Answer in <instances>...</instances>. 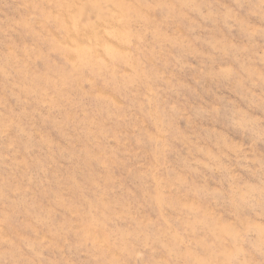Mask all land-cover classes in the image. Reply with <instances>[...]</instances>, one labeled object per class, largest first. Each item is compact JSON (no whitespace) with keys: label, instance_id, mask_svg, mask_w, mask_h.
Instances as JSON below:
<instances>
[{"label":"rangeland","instance_id":"obj_1","mask_svg":"<svg viewBox=\"0 0 264 264\" xmlns=\"http://www.w3.org/2000/svg\"><path fill=\"white\" fill-rule=\"evenodd\" d=\"M0 264H264V0H0Z\"/></svg>","mask_w":264,"mask_h":264}]
</instances>
